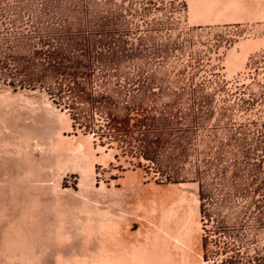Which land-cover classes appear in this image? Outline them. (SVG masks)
I'll use <instances>...</instances> for the list:
<instances>
[{"label": "rangeland", "instance_id": "374dc122", "mask_svg": "<svg viewBox=\"0 0 264 264\" xmlns=\"http://www.w3.org/2000/svg\"><path fill=\"white\" fill-rule=\"evenodd\" d=\"M189 1L0 0V101L30 97L16 102L22 120L40 94L79 129L85 113L95 125L116 120L117 174L97 164L94 182L121 192L86 195L124 212L126 242L154 226L157 216L149 224L139 206L155 199L154 187L194 183L186 190L199 199L204 261L264 264V90L247 86L264 71V44L237 46L264 39V16L192 19ZM231 48L239 56L230 66ZM100 97L105 102L94 103ZM131 156L133 167L125 161ZM127 172L136 176L129 185ZM78 182L68 172L61 185L78 192Z\"/></svg>", "mask_w": 264, "mask_h": 264}, {"label": "bare ground", "instance_id": "6f19581e", "mask_svg": "<svg viewBox=\"0 0 264 264\" xmlns=\"http://www.w3.org/2000/svg\"><path fill=\"white\" fill-rule=\"evenodd\" d=\"M190 2L192 19L264 16V0ZM258 40L247 39L237 46L253 50L264 44V39ZM238 56L231 48L227 55L230 66ZM26 96L22 92L7 94L0 101V264H207L200 247L199 199L186 190H196L194 183L154 187L156 196L149 204L145 202L148 206L142 202L143 197L139 198V206H145L142 219L149 222L156 215L157 220L156 216V222L151 218L154 226L148 225L151 229L147 228L143 240L126 242L121 234L124 212L118 215L112 207V212L103 209L86 195L121 192L114 184L97 187L94 182L96 165L108 166L113 159L111 151L105 152L100 145L95 148L91 136L80 131L77 136L70 135L74 133L69 113L57 109L45 94L36 100L40 103L37 108L35 102L28 105L22 120L15 107L19 99L29 102ZM68 172L79 175L78 192L61 185ZM133 173H126L123 181L127 185L135 180Z\"/></svg>", "mask_w": 264, "mask_h": 264}, {"label": "built area", "instance_id": "2783aa9c", "mask_svg": "<svg viewBox=\"0 0 264 264\" xmlns=\"http://www.w3.org/2000/svg\"><path fill=\"white\" fill-rule=\"evenodd\" d=\"M254 60H256V57H253ZM250 64H252V62H250ZM254 84H259L260 86H262V89L264 90V71L262 73H260L259 76H252L251 78L248 79L247 82V86H248V90L249 87H251ZM250 85V86H249ZM70 115V113H69ZM84 123L83 125H81V129H79V125L75 124V121L73 119H71V125H72V130L71 133L74 134H78V132L80 131L81 133H83L84 135H90L91 136V142L93 144V146L95 148H97L98 145L102 146L105 150V152H110L112 153V157L113 159L110 161L109 165H112L113 168H115V172L113 173L114 175L117 174V158H119V154H118V141L117 140V134L115 133V131L112 128H108L107 127V121L105 122L104 119L101 118V120L99 121V123H97V125H95L94 123H92L91 119H90V115L88 113H85L84 115ZM98 121V120H96ZM73 126H76L75 129ZM79 126V127H77ZM100 127V128H104V131H102V133H98L97 131H95L93 128L96 127ZM106 126V129H105ZM93 130L96 132H93ZM136 160V157H128L127 163L129 165H131V167H133L134 162ZM98 167L100 169H104L106 167H103L102 165H98ZM123 169V165L120 166ZM256 224H254L253 228H259V223H257V221H252ZM259 222V221H258ZM231 229V228H230ZM245 232V230L243 231ZM235 239V237H233ZM232 239V238H231ZM233 239V240H234ZM232 251H226V257L228 258H232ZM215 257H220L221 261L223 260L222 258L224 257L223 254L220 253V256H218L217 254H215ZM214 257V258H215ZM217 258V259H218Z\"/></svg>", "mask_w": 264, "mask_h": 264}, {"label": "flooded vegetation", "instance_id": "af4514ba", "mask_svg": "<svg viewBox=\"0 0 264 264\" xmlns=\"http://www.w3.org/2000/svg\"><path fill=\"white\" fill-rule=\"evenodd\" d=\"M105 101H104V99H102V97H100V99L99 100H97V101H95L94 103H96V104H98V105H102V103H104ZM113 121V122H112ZM107 127L110 129V128H112L115 132H116V130H117V122H116V120H112V119H109L108 121H107ZM95 131H97L98 133H102V131H104V128L102 129V128H100L99 126L98 127H96V128H93ZM105 129H106V126H105ZM93 130V132H95ZM96 133V132H95ZM221 233H223V232H221Z\"/></svg>", "mask_w": 264, "mask_h": 264}]
</instances>
